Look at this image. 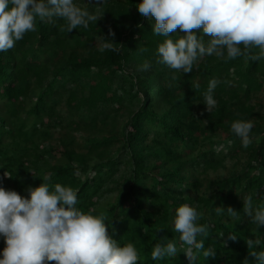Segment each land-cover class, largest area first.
<instances>
[{"label":"trees","instance_id":"trees-1","mask_svg":"<svg viewBox=\"0 0 264 264\" xmlns=\"http://www.w3.org/2000/svg\"><path fill=\"white\" fill-rule=\"evenodd\" d=\"M140 2L74 0L102 17L70 33L60 31L63 19L37 18L36 31L0 52V187L28 197L45 176L50 186L71 187L78 209L104 215L119 245L134 244L137 264H254L249 251L264 250V226L244 215L243 198L264 208V109L252 99L264 91V60L205 56L187 74L158 64L165 38L139 14ZM109 28L119 51L100 52ZM183 35L177 29L170 38ZM145 63L151 67L142 71ZM213 78L222 82L208 113L204 93ZM236 120L254 124L248 148L231 131ZM223 169L229 172L220 175ZM183 204L210 226L209 237L197 239L215 257L190 262L179 252L153 260V247L167 239L183 251L172 223ZM229 206L236 215L216 211ZM247 239L261 245L248 249ZM5 246L0 235V258Z\"/></svg>","mask_w":264,"mask_h":264},{"label":"clouds","instance_id":"clouds-1","mask_svg":"<svg viewBox=\"0 0 264 264\" xmlns=\"http://www.w3.org/2000/svg\"><path fill=\"white\" fill-rule=\"evenodd\" d=\"M104 2L96 0L98 6ZM136 7L142 17L154 19L153 34L165 38L158 45L156 62L170 69L191 73L199 59L213 55L227 60L238 57L264 60V0H141ZM101 17L81 8L74 0H0V52L14 48L26 33L36 31L37 18L53 25L57 19H63L66 23L60 31L70 33L81 26L88 28L90 22L96 23ZM177 29L184 35L173 40L170 37ZM197 31L202 35L198 36ZM109 37L112 39L106 38L107 42L98 49L100 52L119 51L111 28ZM257 48L258 53L253 54ZM150 67L145 63L141 70L147 71ZM221 82L213 78L208 83L204 93L208 113L217 106L213 93ZM253 127L251 121L236 120L231 124V131L240 138L244 148L252 143ZM4 175L11 177L6 172ZM49 179L45 176L38 187H29L28 197L0 187V235L6 245L0 264L53 261L55 264H137V248L132 243L119 245L109 234L104 215L78 209L77 192L59 183L50 186L45 182ZM216 211L229 216L237 214L230 206L226 210L217 207ZM243 213L257 228L264 226V208L254 207L251 195L243 198ZM198 219L196 208L188 204L178 207L172 223L183 251H178L177 244L167 239L166 243L155 244L151 258L164 260L179 252L190 262H195L200 255L205 259L214 258L216 250L205 248L204 239H197L208 238L210 227L198 224ZM228 240L236 241L237 236L230 233ZM246 243L248 249H255L261 240L247 239ZM249 255L254 258V264H264V250H252ZM243 264H249L247 258Z\"/></svg>","mask_w":264,"mask_h":264},{"label":"rangeland","instance_id":"rangeland-1","mask_svg":"<svg viewBox=\"0 0 264 264\" xmlns=\"http://www.w3.org/2000/svg\"><path fill=\"white\" fill-rule=\"evenodd\" d=\"M90 1L92 2L94 0H90ZM77 3L79 5H82V6H87V5H89V0H77ZM252 99H253V102L257 104L258 109H264V91H260V92L255 93ZM228 165H229L228 166L229 169H231V170L234 169V166L232 163H228ZM228 172H229L228 169H223L222 174H220V175H225ZM106 198L107 199L108 198H114V193L108 194V196H106Z\"/></svg>","mask_w":264,"mask_h":264}]
</instances>
